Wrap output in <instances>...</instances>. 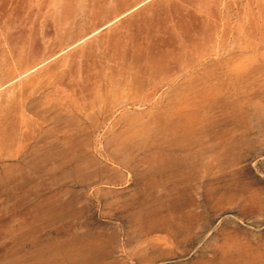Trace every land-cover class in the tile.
I'll return each instance as SVG.
<instances>
[{
	"label": "rangeland",
	"instance_id": "374dc122",
	"mask_svg": "<svg viewBox=\"0 0 264 264\" xmlns=\"http://www.w3.org/2000/svg\"><path fill=\"white\" fill-rule=\"evenodd\" d=\"M0 264H264V0H0Z\"/></svg>",
	"mask_w": 264,
	"mask_h": 264
},
{
	"label": "bare ground",
	"instance_id": "6f19581e",
	"mask_svg": "<svg viewBox=\"0 0 264 264\" xmlns=\"http://www.w3.org/2000/svg\"><path fill=\"white\" fill-rule=\"evenodd\" d=\"M140 6H141V5H140ZM140 6H138V7H140ZM138 7H137V8H138ZM137 8H135V9H137ZM135 9H133V10H135ZM133 10H132V11H133Z\"/></svg>",
	"mask_w": 264,
	"mask_h": 264
}]
</instances>
